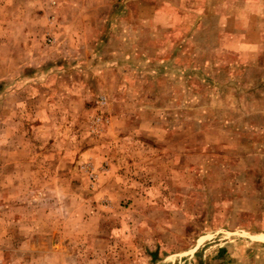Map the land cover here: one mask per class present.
<instances>
[{"label":"rangeland","instance_id":"374dc122","mask_svg":"<svg viewBox=\"0 0 264 264\" xmlns=\"http://www.w3.org/2000/svg\"><path fill=\"white\" fill-rule=\"evenodd\" d=\"M218 1L0 0V264H264V74L214 87Z\"/></svg>","mask_w":264,"mask_h":264},{"label":"crops","instance_id":"0c3cea01","mask_svg":"<svg viewBox=\"0 0 264 264\" xmlns=\"http://www.w3.org/2000/svg\"><path fill=\"white\" fill-rule=\"evenodd\" d=\"M209 0H206V3ZM237 2V4H241L242 6H253L256 10L250 11L249 16L255 20H262V23L252 28L249 24H243L241 20H239L240 26L243 28L242 32H235L233 29H224L226 18H229V11L231 10V5ZM217 7L211 9V13L214 15L215 12L219 16V24L217 28L223 29L222 33L225 35H221L217 46L212 48V57H211V66L213 67L210 71V75L216 76V79H212L214 87H218L222 83V79H227L228 84L226 88L232 87L235 90V86H238L237 83L248 85V81L245 79H239V77L235 76H249V75H261L264 74V0H219ZM218 7L221 9L218 11ZM226 9V12L223 9ZM185 11V10H184ZM197 15L199 13L203 14V11H198V8L195 9ZM179 12L184 15L182 10ZM207 12H205L206 14ZM195 14V16H196ZM204 14V15H205ZM183 18V17H182ZM192 19V18H190ZM183 26H189L192 22L189 19H183ZM190 22V23H189ZM252 34V35H251ZM235 42H237L241 49L237 50L235 46ZM226 43V45H225ZM182 44L178 42V47H176L179 51H181ZM263 49V50H262ZM202 56V54H198L195 51V56ZM197 58V57H196ZM242 61V62H241ZM207 62V61H206ZM256 62V64H254ZM210 61L207 62V67L209 66ZM200 66H195V74L206 76V72H204ZM191 72L194 69H190ZM240 80V81H239ZM261 80V78H260ZM262 81V80H261ZM264 82V81H262ZM263 84V83H262ZM262 84H259L261 86ZM244 90V89H243ZM252 138H262L261 135H253ZM258 235L261 241L264 242V233H254Z\"/></svg>","mask_w":264,"mask_h":264}]
</instances>
